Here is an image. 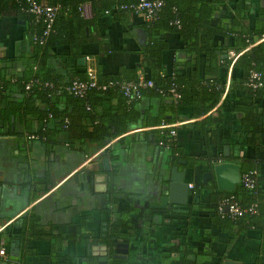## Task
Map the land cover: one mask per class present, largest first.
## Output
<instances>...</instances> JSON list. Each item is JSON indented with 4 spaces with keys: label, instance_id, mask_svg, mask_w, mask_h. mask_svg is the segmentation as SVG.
I'll return each instance as SVG.
<instances>
[{
    "label": "crops",
    "instance_id": "1",
    "mask_svg": "<svg viewBox=\"0 0 264 264\" xmlns=\"http://www.w3.org/2000/svg\"><path fill=\"white\" fill-rule=\"evenodd\" d=\"M241 1L248 6L249 23L264 16L259 12L264 0ZM10 4L0 0V73L7 82L9 77L20 75V57L29 50L24 20ZM80 9L85 18L90 17L87 1ZM225 15L222 7L213 19L225 22ZM141 22L140 15H133L129 19L131 27L126 29L121 22L111 20L110 14L101 16L77 48L80 56L76 61L70 57L69 63L91 74L97 68L108 74L120 67L137 66V50L147 40L138 25ZM165 39L172 48L180 46L171 35H165ZM57 51L66 54L67 48L59 47ZM230 52L234 51L229 49L227 56ZM163 62L169 70L170 52L164 53ZM231 62L217 76L223 90L210 110L194 116L186 105L173 108L179 118L171 123L175 125V144L183 156L176 157L169 166H176L177 171L184 169L183 179L191 186L187 197L192 186L202 187L199 196L205 202L208 191L204 188L215 185L211 176L201 182V173L212 165V158L202 156L207 145L203 144L202 133L209 131V125L215 130L211 143H218L216 148L223 157L234 159L226 161L239 168L244 161L257 176L264 177V135L248 145L244 135L238 133L240 114L233 111V105L246 100L239 90L228 89ZM49 64L58 70L56 61L49 60ZM136 74L138 78L147 75L141 68ZM7 92L0 98V264H96L97 256L92 252L97 250L93 248L104 244L110 228L120 220L124 224L118 228L122 236L112 240L125 243L122 249L126 252L125 258L114 260L115 264H264V234L252 229L239 231L235 226L219 229L207 215L187 219L183 239H172V229L177 230L172 216L182 212L183 205L170 204L163 211L156 208L161 182L165 181L158 176L156 166L170 154L167 148L150 141L149 127H131L102 144L79 140L77 129H72L71 133L55 134L53 144H43L26 136L19 124L20 113L4 110L9 102L20 100L14 90ZM149 108L157 114L159 100L144 97L137 106L140 112ZM217 108L222 111L220 122L199 125L200 133L191 126L207 115L217 117ZM104 159L107 170L103 168ZM186 159L190 166H185ZM83 168L105 173L109 179L103 185L91 179L82 181L75 174ZM167 175L164 171V178ZM260 184L264 188V178Z\"/></svg>",
    "mask_w": 264,
    "mask_h": 264
},
{
    "label": "trees",
    "instance_id": "2",
    "mask_svg": "<svg viewBox=\"0 0 264 264\" xmlns=\"http://www.w3.org/2000/svg\"><path fill=\"white\" fill-rule=\"evenodd\" d=\"M8 1L18 17L24 20L29 50L26 56L20 57V75L9 77L7 82L4 73H0V98L6 96L8 90L20 94V100L9 102L4 110L22 115L19 124L26 136L31 135L30 139L53 144L55 134L77 129V139L102 144L105 139L120 136L131 127L144 126L150 128L147 131L151 133L150 141L162 149L167 148L173 163L176 157L183 156L175 144V127H172L174 135L170 136L171 127L158 126L170 125L179 119L173 108L186 105L190 114L197 116L214 106L223 90L217 76L231 62L227 56L229 49L234 53L241 51L231 62L228 88L239 90L246 100L233 105V111L240 114L238 133L244 135L248 145L264 135V39H261L264 16L253 18L249 23L248 6L241 0H161L150 20L134 10L139 0H36L42 5L57 6L46 34H42L44 22L25 11L23 0ZM84 1L89 5V18L81 14L80 5ZM222 7L226 10V21L215 22L213 17ZM259 12L264 15V6ZM106 14L126 29L131 27L129 19L133 15L142 17L138 25L147 40L137 50L138 65L120 67L115 73L108 74L97 68L92 80L94 85L87 86L81 95H75L67 91L72 81L88 84L91 79L86 69L76 70L68 60L70 57L77 60L80 56L77 48L94 29L96 20ZM165 35L175 37L180 46L170 47ZM59 47L67 48V53H58ZM165 52H170L169 70L163 62ZM49 60L56 61L58 70L50 66ZM140 68L147 74L141 79L150 81L151 86L138 88L137 97L124 95L122 85L136 84L139 80L136 71ZM252 72L258 74V80L250 77ZM253 81H259L261 87H251L249 84ZM144 97L159 100L157 114L153 115L150 108L143 112L137 109ZM215 113L217 117L207 115L191 126L200 133L199 127L208 121L220 122L222 111L217 108ZM0 119L3 121V116ZM207 128L209 131L202 133V140L208 146L204 144L202 156L211 160H234L223 157L222 151L216 148L218 143H211L215 140V130L211 125ZM121 140L119 137L118 141ZM243 163L239 168L240 175L252 172L253 187L246 188L239 181L231 191H221L213 183L204 188L209 200L205 202L199 196L202 187L192 186L182 212L172 216V222L175 221L177 226V230L172 229V239H183L189 225L187 219L205 215L219 229L235 226L239 231L252 229L264 234V188L260 184L264 177L257 176L251 165ZM189 164L186 159L185 166ZM221 200L234 202L242 209L254 205V212L230 217L224 210L218 212L217 204ZM123 226L121 220L114 222L103 242L108 244L112 239L120 238L122 234L118 228ZM109 264H115L114 260Z\"/></svg>",
    "mask_w": 264,
    "mask_h": 264
},
{
    "label": "water",
    "instance_id": "3",
    "mask_svg": "<svg viewBox=\"0 0 264 264\" xmlns=\"http://www.w3.org/2000/svg\"><path fill=\"white\" fill-rule=\"evenodd\" d=\"M105 161L106 159L102 162L103 168L104 170H107L108 167L106 166ZM171 161V157L168 159L167 156H164L159 160L156 166L158 176H160V179L165 180L164 182H161L160 196L158 204L156 205V208H160L162 211L165 208H170V204L173 206L184 205L189 192L188 183L183 179L184 169L177 171L176 166H169ZM182 162L184 163V161ZM211 163V169L201 173V182H203L204 178H209L211 176L214 179L215 186L218 190L231 191L239 182L240 173L238 164L230 161H218L217 159L212 160ZM164 171L168 173L165 178ZM91 172V169L83 168L76 173L75 176L82 181L83 179H91L94 184L102 185L105 183L106 179H109L105 173ZM124 247L126 248L125 243L112 240L108 244L104 243L102 245H96L93 249L97 251L92 252V255L97 256L96 264H109L110 261L115 259L125 258L124 253L126 250L122 249Z\"/></svg>",
    "mask_w": 264,
    "mask_h": 264
},
{
    "label": "built area",
    "instance_id": "4",
    "mask_svg": "<svg viewBox=\"0 0 264 264\" xmlns=\"http://www.w3.org/2000/svg\"><path fill=\"white\" fill-rule=\"evenodd\" d=\"M26 3V9L25 11L32 14L35 19H41L44 22V29L42 31V34H46L49 30V26L53 17L54 12L57 10V6H51V5H42L38 3L36 0H23ZM161 0H139L136 5H134V10L137 12H140L141 15L146 20H150L154 16V12L160 7ZM237 56V53L230 52L228 55V58L233 61ZM89 78L91 81L86 84L80 81H72L71 85L67 88V91L75 94V95H81L84 91V89L87 86H93L94 82L92 81L94 78V74H91L89 71H87ZM251 78L258 80V74L256 72H252L250 75ZM150 81H144L139 78L136 84L132 83H125L122 85V92L126 96L130 97H137L138 96V88L142 87H149L151 86ZM251 87H261V83L259 81L251 82L249 84ZM264 89V86L262 87ZM170 92H172V88L170 89ZM174 96H176L174 94ZM163 126H169L171 129L169 130V135H174V131L172 130V127H174V124L170 125H160L158 128ZM239 181L242 182V184L246 188H252L254 185V174L252 172H247L245 174L239 175ZM191 187L190 184H188V188ZM217 210L218 212L224 210L228 213L230 217H239L242 216L244 213L254 212V205L249 206V208H239L236 203L234 202H228L227 200H221L217 204ZM3 253L2 249H0V255Z\"/></svg>",
    "mask_w": 264,
    "mask_h": 264
},
{
    "label": "flooded vegetation",
    "instance_id": "5",
    "mask_svg": "<svg viewBox=\"0 0 264 264\" xmlns=\"http://www.w3.org/2000/svg\"><path fill=\"white\" fill-rule=\"evenodd\" d=\"M169 157H171V156L168 155V159H169ZM171 158H172V157H171ZM170 165H171V162H170Z\"/></svg>",
    "mask_w": 264,
    "mask_h": 264
}]
</instances>
